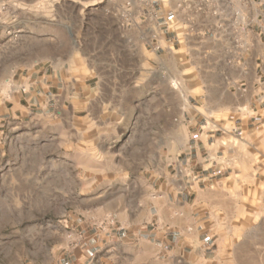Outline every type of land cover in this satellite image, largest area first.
I'll return each instance as SVG.
<instances>
[{
    "label": "rangeland",
    "instance_id": "obj_1",
    "mask_svg": "<svg viewBox=\"0 0 264 264\" xmlns=\"http://www.w3.org/2000/svg\"><path fill=\"white\" fill-rule=\"evenodd\" d=\"M188 1L0 0L3 91L13 68L18 83L37 70L30 109L0 114V264H48L111 220L162 231L163 264L178 250L182 264H264V110L254 139L230 125L245 113L234 94L197 107L214 64L199 38L174 34ZM196 129L219 137L224 169L188 160Z\"/></svg>",
    "mask_w": 264,
    "mask_h": 264
},
{
    "label": "crops",
    "instance_id": "obj_2",
    "mask_svg": "<svg viewBox=\"0 0 264 264\" xmlns=\"http://www.w3.org/2000/svg\"><path fill=\"white\" fill-rule=\"evenodd\" d=\"M203 2V3H202ZM203 4V8L198 9V5ZM171 25L174 34L179 40L180 34L188 35L192 42L198 39V47L210 49V62L214 64L212 70L206 74V79L210 80L206 84L204 92H199L194 96L200 99L197 107H202L205 111L216 104H223V99H217L218 95L225 93L237 99L228 102L233 107H241L245 111L244 115L237 116L231 121L232 128H238L243 135H249L256 139L257 122L256 115L264 110V0H242L241 2H227L225 0H189L180 3L173 8ZM158 27L170 25L166 19L167 15L155 11ZM162 19V22L159 20ZM220 19V25L215 27ZM219 20V21H218ZM163 24V25H161ZM162 33V31H161ZM175 39V37H174ZM162 41L167 42L162 36ZM36 61L28 69V75L21 81L16 68L12 72V90L3 91V77L6 74L5 68L0 67V114L7 108L12 114L27 112L30 109L31 97L34 85L31 76L36 73ZM62 67L51 66L42 70L43 76L49 71L54 72L57 79L58 73L62 74ZM19 86L20 96L14 100V89ZM29 93V94H28ZM26 101V106L21 101ZM11 101V106L6 103ZM229 101V100H228ZM228 108V106H226ZM262 115V114H261ZM205 120L207 116L199 113L194 119V125L199 120ZM238 120V121H237ZM230 122V121H229ZM221 138V137H220ZM192 145L189 148V159H195V163H202L208 169H224L223 158L225 151L219 137L207 133L203 130H195L191 136ZM202 154H205L202 157ZM214 154V156H212ZM114 225L109 227L96 226L92 233L81 231L75 245L52 249L53 257L48 264H163L161 258L164 252V237L161 232L156 231L152 236L149 232L131 233L121 232L119 226H115L120 221L111 220ZM160 238L161 241H157ZM202 257L206 258V248L202 250ZM178 250L176 262L182 264ZM195 255V253L193 254ZM184 264H195L196 259L191 257L183 260Z\"/></svg>",
    "mask_w": 264,
    "mask_h": 264
},
{
    "label": "built area",
    "instance_id": "obj_3",
    "mask_svg": "<svg viewBox=\"0 0 264 264\" xmlns=\"http://www.w3.org/2000/svg\"><path fill=\"white\" fill-rule=\"evenodd\" d=\"M230 1V0H229ZM231 2H235L234 0H232Z\"/></svg>",
    "mask_w": 264,
    "mask_h": 264
},
{
    "label": "bare ground",
    "instance_id": "obj_4",
    "mask_svg": "<svg viewBox=\"0 0 264 264\" xmlns=\"http://www.w3.org/2000/svg\"><path fill=\"white\" fill-rule=\"evenodd\" d=\"M174 83V82H173ZM174 85V84H173Z\"/></svg>",
    "mask_w": 264,
    "mask_h": 264
}]
</instances>
